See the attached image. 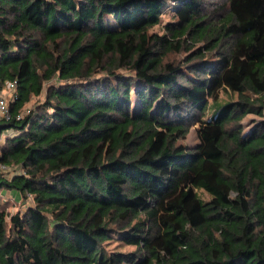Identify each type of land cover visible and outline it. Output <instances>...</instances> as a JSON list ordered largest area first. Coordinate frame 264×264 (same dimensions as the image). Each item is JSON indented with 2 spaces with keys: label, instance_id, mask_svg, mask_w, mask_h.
<instances>
[{
  "label": "trees",
  "instance_id": "trees-1",
  "mask_svg": "<svg viewBox=\"0 0 264 264\" xmlns=\"http://www.w3.org/2000/svg\"><path fill=\"white\" fill-rule=\"evenodd\" d=\"M0 81V264H264V0H0Z\"/></svg>",
  "mask_w": 264,
  "mask_h": 264
},
{
  "label": "rangeland",
  "instance_id": "rangeland-1",
  "mask_svg": "<svg viewBox=\"0 0 264 264\" xmlns=\"http://www.w3.org/2000/svg\"><path fill=\"white\" fill-rule=\"evenodd\" d=\"M173 12L174 10L172 9V3L170 5L169 8H167L162 16V21L159 25L155 26L154 28H152L150 31L151 32H157V33H164L165 32V25L170 22L173 21ZM187 55V53L185 51H182L180 53H171L168 57L167 60L169 61H174L177 63H182L185 56ZM219 61V54L217 52H211L209 53L208 56L205 57L204 62H207L210 65H214L216 62ZM56 79V78H55ZM48 83V82H47ZM46 86L43 90V93L40 96H33L31 101L26 105L25 110L23 111V115L27 114L28 111L30 109H32L33 107H35L39 102L43 101L45 98V93H46ZM221 98L223 100H226L229 98V96L227 94H225L224 92L221 93ZM136 102V101H135ZM1 117V116H0ZM261 117L255 115V114H249L247 116V118L243 121L244 125L246 126V128H250L251 126L254 125V121H258L260 120ZM14 130H9L7 132V134H15ZM5 137V135L3 136ZM199 142V138H198V131H197V126H193L189 132V134L187 135V138L181 141V144L184 145L185 147H188L189 149L194 147L196 144H198ZM11 166V165H10ZM16 171H20V167H16V166H11V170L7 171L6 175L9 176H13L14 173ZM202 196L205 199L209 198V195L206 193L202 192ZM5 203H7V207L10 211V214L15 213L17 210L19 209H23L24 206H20L21 203L25 204H30L33 205L34 201H33V197L32 196H28L27 198L22 197L20 194H14L12 195L10 198L6 197L5 198ZM20 211V210H19ZM106 248L107 250L110 251H122V252H132V253H136V248L132 245H127L125 244L123 241H121L119 238H112L111 240H109L106 243Z\"/></svg>",
  "mask_w": 264,
  "mask_h": 264
},
{
  "label": "built area",
  "instance_id": "built-area-1",
  "mask_svg": "<svg viewBox=\"0 0 264 264\" xmlns=\"http://www.w3.org/2000/svg\"><path fill=\"white\" fill-rule=\"evenodd\" d=\"M17 81L11 82L8 86L2 88L0 81V116L4 119H10V103L14 101L17 93ZM29 112V111H28ZM11 170V166L0 162V171L6 173ZM6 198V197H5ZM20 211L22 209H19Z\"/></svg>",
  "mask_w": 264,
  "mask_h": 264
},
{
  "label": "crops",
  "instance_id": "crops-1",
  "mask_svg": "<svg viewBox=\"0 0 264 264\" xmlns=\"http://www.w3.org/2000/svg\"><path fill=\"white\" fill-rule=\"evenodd\" d=\"M2 117H0V119H1ZM14 194H19V193H17V192H14V191H7V192H3V195L5 196V197H11L12 195H14Z\"/></svg>",
  "mask_w": 264,
  "mask_h": 264
}]
</instances>
